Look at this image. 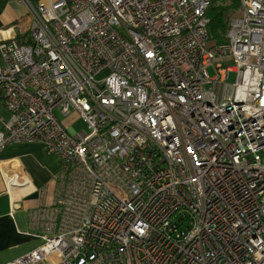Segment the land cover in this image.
I'll return each instance as SVG.
<instances>
[{
	"label": "built area",
	"instance_id": "built-area-1",
	"mask_svg": "<svg viewBox=\"0 0 264 264\" xmlns=\"http://www.w3.org/2000/svg\"><path fill=\"white\" fill-rule=\"evenodd\" d=\"M23 1L0 155L40 143L62 171L45 243L4 264H264V0Z\"/></svg>",
	"mask_w": 264,
	"mask_h": 264
},
{
	"label": "crops",
	"instance_id": "crops-1",
	"mask_svg": "<svg viewBox=\"0 0 264 264\" xmlns=\"http://www.w3.org/2000/svg\"><path fill=\"white\" fill-rule=\"evenodd\" d=\"M22 6L24 9L19 10ZM23 20L30 29L31 15L23 0H0V40L17 37L27 40L28 28L27 35L20 29ZM9 118L0 91V131L2 122ZM61 171L60 160L47 154L40 143L15 144L0 155V264L45 243L43 237L49 230L46 220L54 206ZM26 181L29 186L22 188Z\"/></svg>",
	"mask_w": 264,
	"mask_h": 264
},
{
	"label": "trees",
	"instance_id": "trees-1",
	"mask_svg": "<svg viewBox=\"0 0 264 264\" xmlns=\"http://www.w3.org/2000/svg\"><path fill=\"white\" fill-rule=\"evenodd\" d=\"M43 0H30L32 4H38ZM236 1L215 2L208 11L210 24L208 27L210 37L216 43H224L228 31L229 17L237 10ZM20 44H31L30 37L21 39L15 38Z\"/></svg>",
	"mask_w": 264,
	"mask_h": 264
},
{
	"label": "rangeland",
	"instance_id": "rangeland-1",
	"mask_svg": "<svg viewBox=\"0 0 264 264\" xmlns=\"http://www.w3.org/2000/svg\"><path fill=\"white\" fill-rule=\"evenodd\" d=\"M34 7H37V4H32ZM23 7V8H22ZM22 7H18L19 10H23L24 6ZM27 28L29 30V36H30V29H29V24L26 20H23L20 26L21 32L22 33H26L25 35H27ZM30 28H31V21H30ZM233 62L229 63V64H223L224 67L226 66H232ZM208 72L211 76L215 75V70L214 68L210 67L208 69ZM235 74L234 73H230L229 76V83H234L235 82ZM61 123L63 124V126H65L66 128H68L69 126H73V129L76 131H81V130H85L86 126L81 122L78 121L76 117H70V119H64V118H59ZM43 264H61V260L57 257V255H54L52 257H50L49 260H47L46 262H44Z\"/></svg>",
	"mask_w": 264,
	"mask_h": 264
}]
</instances>
